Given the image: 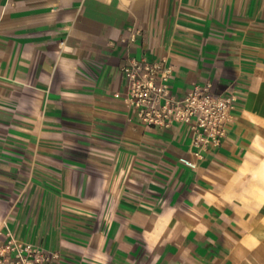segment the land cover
Returning a JSON list of instances; mask_svg holds the SVG:
<instances>
[{
  "label": "crops",
  "instance_id": "crops-1",
  "mask_svg": "<svg viewBox=\"0 0 264 264\" xmlns=\"http://www.w3.org/2000/svg\"><path fill=\"white\" fill-rule=\"evenodd\" d=\"M140 60L171 67L176 99L234 86L219 146L138 119ZM8 232L54 264H264V0H0Z\"/></svg>",
  "mask_w": 264,
  "mask_h": 264
},
{
  "label": "built area",
  "instance_id": "built-area-1",
  "mask_svg": "<svg viewBox=\"0 0 264 264\" xmlns=\"http://www.w3.org/2000/svg\"><path fill=\"white\" fill-rule=\"evenodd\" d=\"M135 37L136 33H132L130 41ZM123 72L128 80L127 101L141 122L164 128L175 123L188 125L190 145L197 156L221 144L235 110L237 93L233 85L226 94H220L212 90L210 83L199 84L176 99L169 90L171 67L164 62L134 61ZM6 236L0 244V264H54L59 257L56 252L18 241L10 232Z\"/></svg>",
  "mask_w": 264,
  "mask_h": 264
}]
</instances>
